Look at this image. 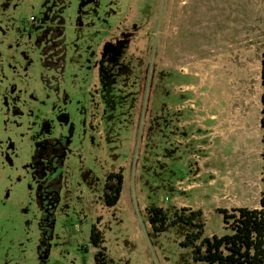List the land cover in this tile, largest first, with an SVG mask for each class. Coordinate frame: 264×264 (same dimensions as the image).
Returning <instances> with one entry per match:
<instances>
[{
	"label": "rangeland",
	"instance_id": "obj_1",
	"mask_svg": "<svg viewBox=\"0 0 264 264\" xmlns=\"http://www.w3.org/2000/svg\"><path fill=\"white\" fill-rule=\"evenodd\" d=\"M263 53L264 0H0V264L189 262L196 227L156 233L147 209L173 216L176 195L196 206L175 182L197 169L207 182L210 167L205 236L228 233L218 210L257 208L264 191Z\"/></svg>",
	"mask_w": 264,
	"mask_h": 264
},
{
	"label": "trees",
	"instance_id": "obj_2",
	"mask_svg": "<svg viewBox=\"0 0 264 264\" xmlns=\"http://www.w3.org/2000/svg\"><path fill=\"white\" fill-rule=\"evenodd\" d=\"M35 20L24 22L25 29L35 28ZM61 32L59 40L64 41ZM58 35V34H57ZM261 118L263 151L261 154L263 166L262 174L264 179V53L261 67ZM57 173L53 177L57 179ZM57 184L51 189L55 191ZM124 184L123 171L111 172L108 174L104 186V200L107 206H114L121 198ZM44 210L43 216L52 211ZM224 216L225 227L228 233L218 236H205L203 221L204 212L202 209H192L182 207L177 209L173 216H170L163 207H152L147 209L148 222L154 232L160 233L168 230L178 223L192 224L196 230L188 233L181 246H192L195 254L191 261L184 264H264V191L261 193L260 206L257 208L240 207L233 208L232 212L228 209H219ZM102 218L100 217L98 223ZM51 229H49L50 231ZM91 244L99 246L102 240V232L97 225L91 230ZM83 252L89 251V246L82 248Z\"/></svg>",
	"mask_w": 264,
	"mask_h": 264
},
{
	"label": "crops",
	"instance_id": "obj_3",
	"mask_svg": "<svg viewBox=\"0 0 264 264\" xmlns=\"http://www.w3.org/2000/svg\"><path fill=\"white\" fill-rule=\"evenodd\" d=\"M180 107H183V106H179V108ZM202 117H203V119H205L204 116H198L197 120L198 121L201 120V122H202V119H201ZM169 118H170V120H174L175 115H171ZM178 121H180V120L178 119ZM193 121L194 120H181V123H182V125L183 124L188 125L190 122H193ZM195 157H198V156L194 155V158ZM209 157H210V155L207 158H209ZM207 158H206V160H207ZM194 161H196V158H195ZM184 167H185V169L188 168L189 170L191 168L190 166H188L187 163L184 164ZM192 168L196 170V165L192 166ZM205 171H209V173L213 172V176H211L210 179L207 182H204L202 180H193L194 177H200V175L203 173L202 171H200L198 169L196 170V173L193 175L192 178H191L190 175H186L183 179H177L176 180L175 185H176L178 191L183 192L184 194L185 193L194 192L196 198L200 200V202L196 206H192L187 199H181L180 200V198L182 196L186 197V195H182V196L181 195H176V196L172 197V201H176V202L179 201L180 202L179 203V207L180 208L188 207V208H192V209H202L204 214H205V210H204V207H203L205 202L203 200L204 199L203 197L207 196L208 193L211 194V193L215 192L216 190L217 191L219 190V188H218V179L216 178V173H217L216 170L210 167L208 169L206 168ZM186 174H188V173H186ZM125 182H126V179L124 177L123 191H122L121 197L123 196L124 191H125V186H126ZM216 208H218V207H216Z\"/></svg>",
	"mask_w": 264,
	"mask_h": 264
},
{
	"label": "flooded vegetation",
	"instance_id": "obj_4",
	"mask_svg": "<svg viewBox=\"0 0 264 264\" xmlns=\"http://www.w3.org/2000/svg\"><path fill=\"white\" fill-rule=\"evenodd\" d=\"M48 149H43L42 151H40L41 159L43 160L44 165H46L47 163L49 164L46 170L50 169V173H57L62 159L61 150L60 148ZM56 150H58V153H55Z\"/></svg>",
	"mask_w": 264,
	"mask_h": 264
},
{
	"label": "built area",
	"instance_id": "obj_5",
	"mask_svg": "<svg viewBox=\"0 0 264 264\" xmlns=\"http://www.w3.org/2000/svg\"><path fill=\"white\" fill-rule=\"evenodd\" d=\"M30 19H31V20H35V19H34V17H32V18H30ZM166 200H168V198H167V197H166L165 201H166ZM162 201H163V199H162Z\"/></svg>",
	"mask_w": 264,
	"mask_h": 264
}]
</instances>
